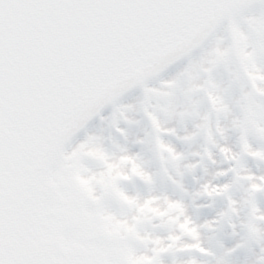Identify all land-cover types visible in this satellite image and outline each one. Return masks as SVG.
Here are the masks:
<instances>
[{
	"label": "rangeland",
	"instance_id": "374dc122",
	"mask_svg": "<svg viewBox=\"0 0 264 264\" xmlns=\"http://www.w3.org/2000/svg\"><path fill=\"white\" fill-rule=\"evenodd\" d=\"M150 115L170 130L163 139L185 157L179 167L169 163L168 173ZM127 152L139 155L154 184L114 182L123 169L111 166ZM253 152L264 153V6L231 19L201 55L124 104L72 149L51 180L54 198L35 211L30 251L21 246L19 252L49 264H155L158 250L167 247V264H264V191L251 192L243 178L249 172L264 177V155ZM233 167L236 172H220ZM209 182L231 189L214 198L199 195ZM109 187L142 201L161 199L156 207L125 206L104 196ZM165 197L183 201L188 218Z\"/></svg>",
	"mask_w": 264,
	"mask_h": 264
},
{
	"label": "snow or ice",
	"instance_id": "6c2138e0",
	"mask_svg": "<svg viewBox=\"0 0 264 264\" xmlns=\"http://www.w3.org/2000/svg\"><path fill=\"white\" fill-rule=\"evenodd\" d=\"M178 6L173 0H0V161L9 144L10 128L14 127L21 137L34 133L44 143L56 146L58 130L76 120L87 104L92 103L97 111H102L106 101L99 90L131 68L129 45L134 22ZM150 118L157 133L155 149L168 173L169 163L179 167L185 157L163 139L170 130L151 115ZM221 151L231 150L222 146ZM196 166L198 162L186 167L191 170ZM111 167L123 169L115 173L117 185L135 179L155 183L138 154L127 152L119 165ZM230 171L237 170L235 167L220 170L223 175ZM169 178L182 187L175 177ZM243 178L250 181L251 192L264 191V177L257 178L249 172ZM230 189V184L209 182L202 185L199 195L214 198L224 196ZM104 196L136 207H156L155 202L161 199L152 196L142 201L111 187ZM164 199L168 207L188 218L183 201ZM228 199L230 206L236 203L230 196ZM85 206L95 209L90 201H85ZM258 211L253 203V212ZM170 254V248L159 249L155 264H167L166 257ZM0 264H49L43 257L24 251L6 255L2 210ZM66 264L99 262L67 260ZM111 264L120 262L113 259Z\"/></svg>",
	"mask_w": 264,
	"mask_h": 264
},
{
	"label": "water",
	"instance_id": "95a60500",
	"mask_svg": "<svg viewBox=\"0 0 264 264\" xmlns=\"http://www.w3.org/2000/svg\"><path fill=\"white\" fill-rule=\"evenodd\" d=\"M263 1L173 0L178 7L134 22L129 45L131 68L99 90L106 101L102 111L87 104L76 120L58 130L56 146L44 143L34 133L21 137L14 127L10 128L9 144L0 161L4 226L29 217L47 177L101 116L197 55L213 40L229 15L248 12ZM123 105L111 110L95 128Z\"/></svg>",
	"mask_w": 264,
	"mask_h": 264
},
{
	"label": "bare ground",
	"instance_id": "6f19581e",
	"mask_svg": "<svg viewBox=\"0 0 264 264\" xmlns=\"http://www.w3.org/2000/svg\"><path fill=\"white\" fill-rule=\"evenodd\" d=\"M171 75L169 76V77H167V78H165L164 79V81H168V80H170L171 79ZM166 141V140H165ZM13 225H14V223H13ZM10 227H14V226H10ZM19 227H17V229H18ZM17 232V231H16ZM15 232V233H16ZM17 235H18V233H17ZM19 239H22V236H21V234H19ZM17 243V241L15 240V239H10V238H7V244L8 245H13V244H16Z\"/></svg>",
	"mask_w": 264,
	"mask_h": 264
},
{
	"label": "flooded vegetation",
	"instance_id": "af4514ba",
	"mask_svg": "<svg viewBox=\"0 0 264 264\" xmlns=\"http://www.w3.org/2000/svg\"><path fill=\"white\" fill-rule=\"evenodd\" d=\"M14 239L16 240V241H18V237H14ZM23 249H25V248H23ZM27 250V249H26Z\"/></svg>",
	"mask_w": 264,
	"mask_h": 264
}]
</instances>
